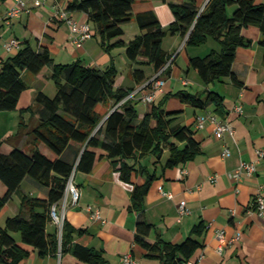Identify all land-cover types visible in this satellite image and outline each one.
Wrapping results in <instances>:
<instances>
[{"label": "crops", "instance_id": "1", "mask_svg": "<svg viewBox=\"0 0 264 264\" xmlns=\"http://www.w3.org/2000/svg\"><path fill=\"white\" fill-rule=\"evenodd\" d=\"M70 1L48 0L46 7H34L30 13L13 18L10 24L0 21V69L1 61L21 48L8 51L4 47L6 41L15 37L19 42L28 41L36 49L47 47L55 63L69 64L80 59L86 65L101 69L114 64L118 88L129 89L139 85L133 74L136 69L144 70L146 76L154 74L153 67L146 63V57L131 61L125 46L120 45L106 52L93 23V36L83 46L77 47L70 37L68 23L53 18L48 7L58 2L68 9ZM186 1L188 0H134L132 19L122 25L124 34L119 38L129 42L142 34L137 21L138 15L153 12L157 16L166 30L162 46L169 57L170 73L164 75L165 92L155 103L167 94L165 109L177 112L171 116V126L191 128L201 148L194 159L165 170L163 167L169 157L166 148L157 163L156 157L151 153L139 156L136 160H128L136 167L145 165L151 172L157 173L145 198V218L154 225L147 240L154 243L161 238L177 244L195 237L202 243V247L196 250L186 264H264V214L258 212L256 204L257 195L264 196V155L259 154V151L264 152V46L260 43L263 34L256 25L242 29V34L252 40V43L240 46L236 51L232 69L240 83L227 76L206 84L192 68L190 61L195 57H205L213 50L219 51L221 46L212 37L202 45H188L189 33L182 35L169 30L175 21L172 5H182ZM206 1L208 0H196L198 8ZM256 2L264 4V0ZM14 3L15 0L0 1V17ZM28 4L32 6V2L28 1ZM236 8L237 4L228 6V15H232ZM68 11L76 20L89 21L85 11ZM58 59L69 62H58ZM51 75V67L44 68L38 75L27 71L22 73L27 89L21 94L18 107L0 111V151L8 153L15 146L30 148L28 135L17 136L21 118H24L28 128L39 123L41 107L34 102L41 91L49 96L55 95L57 89L55 83L51 84L54 82ZM48 87H52L50 92L46 90ZM208 90L224 98L223 110L217 109L215 104L204 108L195 107L177 96L179 92H185L201 96L205 100ZM133 102L139 119L149 113L153 106L139 99H134ZM32 105L33 112L22 114V110ZM116 105L114 100H109L106 104H99L97 110L105 118ZM238 105L242 106V113L236 111ZM201 115L207 118L204 127L199 129L197 119ZM209 116H215L221 122H229L233 131L218 137L216 125ZM226 145L230 154L223 156ZM86 146L71 142L59 157L75 164ZM39 148L56 158L42 144ZM93 150L98 155L93 168L88 172H74V182L80 191L78 203H69L66 208L61 201L57 205L60 214L77 230L74 244L102 251L106 264H123V257L127 253L132 255L137 264H161L158 257H146L148 252L134 242L138 214L130 211L129 207L132 204L134 185L144 183L145 177L138 173L133 175V183L125 182L107 152L101 148ZM242 161L255 162L256 171L252 175L242 173L239 178L230 177L229 173H235ZM5 192L6 187L2 184L0 195ZM48 192L47 187L26 177L20 191L0 210V227L5 226L9 217L19 214L29 216V211L21 206L23 195L48 198ZM165 193L172 194V197ZM182 201H186L189 210L186 214H181L179 210ZM201 223L203 232L197 235L193 229ZM57 228L54 221L47 225L49 233H55ZM80 229L86 231L79 233ZM218 231L225 233L222 252L218 250ZM238 233L240 237L235 239ZM19 234L14 233L17 241L30 251L29 256L19 264H89L78 259L71 251L62 253L59 250L40 256L37 249L22 243Z\"/></svg>", "mask_w": 264, "mask_h": 264}, {"label": "trees", "instance_id": "2", "mask_svg": "<svg viewBox=\"0 0 264 264\" xmlns=\"http://www.w3.org/2000/svg\"><path fill=\"white\" fill-rule=\"evenodd\" d=\"M232 4H237V8L232 15H228L227 8ZM133 5L134 0H71L68 9L88 13L89 22L94 24L106 52L120 45L125 46L131 61L146 57V63L153 67L155 73L168 64L169 57L162 46L166 30L153 12L138 15L142 34L129 42L119 39L124 34L122 25L132 19ZM171 8L175 21L169 30L182 35L189 33L188 45L199 46L212 37L221 46L219 51L213 50L205 57L191 59L192 68L202 80L209 84L228 76L240 83L232 69L236 51L240 46L252 43L242 34V29L250 25L258 26L263 34L260 43L264 46V4L256 0H209L205 10L199 14L196 0H188ZM20 44L21 48L14 55L1 61L0 111L18 107L20 96L27 89L22 77L24 71L38 75L44 68L51 67V78L57 90L54 96L41 91L35 98L34 104L41 107L36 126L28 128L24 118H21L17 136L28 135L30 148L15 146L8 153L0 151V181L6 187V192L0 195V210L20 191L26 177L47 187L49 192L48 198L23 195L21 206L29 211V216L19 214L9 217L5 226L0 227V262L19 264L29 256L30 251L14 236V233H20L22 243L37 249L40 256L59 250L62 253L71 251L83 262L106 264L102 251L74 244L77 230L67 219L63 223L61 244L58 228L55 233L47 231V225L53 221L51 208L62 200L70 176L78 170L90 171L98 157L93 148H101L107 152L125 182L133 183L134 174L140 173L145 177L144 183L134 185L129 207L130 211L138 214L134 242L148 252L146 257H158L161 264H186L202 243L195 237L177 244L161 238L154 243L147 240L154 225L145 218V198L157 173L151 172L145 165L136 167L128 162L151 153L157 163L166 148L169 157L163 167L165 170L186 163L201 152L200 143L191 128L171 126V116L177 112L165 109L167 94L153 104L151 111L142 119H139L131 99L104 118L97 110L99 104H106L109 100L118 104L135 89L116 87L117 69L114 64L101 69L86 65L80 59L69 64L55 63L47 47L36 49L28 41ZM163 73H170L169 66ZM133 74L139 85L152 77L146 76L142 69L134 70ZM206 92L208 96L205 100L185 92H179L177 96L195 107L215 104L217 109L223 110L224 98L216 92ZM33 109L34 105L22 110V114L33 112ZM71 142L87 145L75 164L59 157ZM40 144L56 158L42 151ZM85 231L80 229L78 232ZM193 232L201 234L202 223Z\"/></svg>", "mask_w": 264, "mask_h": 264}, {"label": "built area", "instance_id": "3", "mask_svg": "<svg viewBox=\"0 0 264 264\" xmlns=\"http://www.w3.org/2000/svg\"><path fill=\"white\" fill-rule=\"evenodd\" d=\"M28 1L32 2V6H29ZM48 0H15V3L9 7L4 14V16L0 17V21H4L7 24H10L12 19L22 15L23 13H30L34 7H46ZM209 0L199 9V14L202 13ZM53 18H57L61 21L68 23L70 28V37L73 43L77 47L83 46L84 42L93 36V28L89 21H79L74 19L69 15V11L66 7L60 5V3L55 2L52 5L48 6ZM4 47L8 51H12L14 49H18L21 47L19 40L15 37L10 38L8 41L4 43ZM169 65V63L155 72L151 79L145 83L138 85L135 89H133L126 98H124L121 102L116 105V108L121 106L126 100H134L139 99L148 105H152L155 103L157 98L165 92V84L166 79L163 71ZM236 111L239 113L243 112V108L241 105L236 106ZM206 116L201 115L197 119V128L201 129L204 127ZM209 119L216 125V135L221 137L225 132H232L233 127L229 122H221L217 120L215 116H209ZM230 154V149L226 145L223 151V156H227ZM261 156L264 155L263 151H259ZM256 171V163L252 161H242L235 173H229L230 177L239 178L242 173H246L248 175H252ZM162 192V187L160 188ZM168 197H172V194L165 193ZM80 191L74 182V172L70 176L64 196L61 200L64 208H66L69 203L76 205L79 201ZM256 204L258 208V212L260 214H264V196L262 194L257 195ZM179 210L181 214H186L189 212L187 208L186 201H182L179 205ZM51 216L53 221L56 223L59 230L60 244L62 237V229L64 223V216H62L58 210L57 205H53L51 208ZM240 234L236 236L235 239H238ZM217 238L220 242L218 250L220 252L224 249L225 242V233L224 231L217 232ZM123 264H137V261L132 257L130 253H127L123 257Z\"/></svg>", "mask_w": 264, "mask_h": 264}, {"label": "rangeland", "instance_id": "4", "mask_svg": "<svg viewBox=\"0 0 264 264\" xmlns=\"http://www.w3.org/2000/svg\"><path fill=\"white\" fill-rule=\"evenodd\" d=\"M58 62L68 63L69 61L64 60V59H63V61H62V60L58 59ZM51 84L54 85V82H51ZM51 88H52V87H48L46 90H47L48 92H50V91H51ZM46 150H48V149L46 148ZM48 151H49V150H48ZM1 185H2V184H1V182H0V190H1ZM24 187H25V186H24ZM19 235H20V234H19Z\"/></svg>", "mask_w": 264, "mask_h": 264}]
</instances>
